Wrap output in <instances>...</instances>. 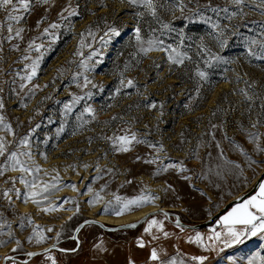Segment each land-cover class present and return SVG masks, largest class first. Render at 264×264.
Wrapping results in <instances>:
<instances>
[{"label": "rangeland", "instance_id": "obj_1", "mask_svg": "<svg viewBox=\"0 0 264 264\" xmlns=\"http://www.w3.org/2000/svg\"><path fill=\"white\" fill-rule=\"evenodd\" d=\"M160 4L159 20L129 0H48L30 12L0 7V25L9 14L22 16L12 22L11 34L0 27V116L11 126H0V137L10 151L30 153L20 159L32 169L7 168L0 175V241H6L0 264L6 255L70 237L86 218L131 215L160 200L159 206L187 212L183 216L192 223L205 220L264 170V0ZM73 10L77 14L70 15ZM232 12L237 14L228 19ZM17 28L24 29L22 39L15 37ZM156 38L163 44L141 51ZM166 47L191 59L178 65ZM211 55L222 59L205 63ZM249 133L260 135L254 142ZM131 134L141 142L119 150L124 145L116 138ZM168 165L174 166L165 170ZM141 196L145 202L124 210ZM251 196L210 225L214 252L203 264H249L253 258V264H264V235L224 244L229 226L222 217ZM18 201L37 207L36 213L21 210ZM164 218L149 215L134 230L114 232L87 224L79 233L80 258L50 250L27 264H129L125 243L110 237L130 238L151 220L161 226Z\"/></svg>", "mask_w": 264, "mask_h": 264}, {"label": "snow or ice", "instance_id": "obj_2", "mask_svg": "<svg viewBox=\"0 0 264 264\" xmlns=\"http://www.w3.org/2000/svg\"><path fill=\"white\" fill-rule=\"evenodd\" d=\"M37 2H43L48 3V0H16V3H14V0H0V7L2 6H11L13 11H19L21 8L25 12H30L31 8L34 6ZM129 2L134 6H140L143 7L147 14L156 18L159 20L158 17V8L162 7L163 5L160 4V0H129ZM246 2V0H231V4L240 6L243 5ZM215 11V9H213ZM67 11V9H65ZM222 11L227 12L228 9L224 8ZM70 15L77 14L75 10L71 11L69 13ZM237 13L232 12L228 19H231L233 16H235ZM138 16L143 17L145 15V12H139L137 13ZM22 19V16L20 15H11L7 17V20L4 24L0 25V27H6L7 31L11 34L13 32V26L12 22H18ZM52 28L58 27V25L53 24L51 25ZM164 28H168V24H163ZM213 28L218 27V25L213 24ZM24 31L23 28H17L15 29V37H19L22 39L21 33ZM46 33L48 32V29L44 30ZM136 39L140 41V28H136ZM14 37L12 35H9L7 39H13ZM253 44H256L257 41H252ZM148 47H141V51L147 54L148 52L152 51L154 47H159L163 44V41L159 38L156 39H149L147 41ZM220 46L223 47L224 43L223 41L220 42ZM261 48H264V44L261 45ZM168 54V59L176 64H183L185 59H191L187 56L186 53L179 52L176 48H170L166 47L163 49ZM206 51H209L208 49H205ZM260 58L264 59V55H262ZM222 57L211 55L210 59L205 61V63H211V60H220ZM33 75H35V69H33ZM196 75L199 76L201 79L206 78V73L204 71H200L197 69ZM31 77H29L30 79ZM128 84L131 85L132 81H128ZM240 92L244 95L245 99L249 102L252 101V97L248 94V91L246 89H240ZM3 107V104L0 103V108ZM261 107H264V104L261 105ZM90 111V109H89ZM0 126H3L4 128L11 130V126L5 122V118L3 116H0ZM215 127V126H213ZM253 127H256V124H253ZM259 133H249V138L252 139L254 142L259 137ZM118 142H121L122 146L119 150L121 151H128L129 148L126 145H130L132 141H136L137 143H140L141 141L137 140L135 134H131V136H120L116 138ZM21 144H27V140H22L20 142ZM259 147V145H257ZM261 151H264V149H260ZM20 155L29 156L30 153L24 152L18 155L17 151L15 150H9L7 147V142L3 137H0V157L4 158V163L2 166H0V175H3L4 170L7 168L16 169L17 167L20 168L22 172H28L32 171V169L29 168L27 161H22L20 159ZM174 165H168L165 167V170H167V167H173ZM183 170V169H181ZM35 171H39V168H36ZM27 183V181H24ZM30 187L34 188L35 184H31ZM259 190L256 195L251 196L249 199L245 200L242 204H238L236 207L232 208L230 212L224 217H222V221L225 225H228V239L224 241V244L226 246H231L232 244H238L242 243L244 239H246L249 235L255 237L257 235H264V183H260L258 186ZM47 187H45L42 191L47 192ZM35 195H39L40 193H34ZM7 195V193H5ZM46 198V197H45ZM27 197H25V200ZM117 200H120L119 197L116 198ZM142 202H145V197H137L132 200L127 201L124 204V210H129L131 205L134 204H140ZM116 214H121V212H117ZM91 223V221H89ZM157 224V221L151 220L148 222V228L145 229V231H150L152 226ZM234 225H240L241 227L237 230L234 228ZM129 227H135V225H129ZM165 236L168 235V233H164ZM43 238V237H41ZM215 238L220 239V233H215ZM209 239H212V237H209ZM195 242L201 243L202 237L199 233L196 234ZM6 243V241H0V244ZM141 247H143V243L140 244ZM15 251V249L13 250ZM29 256L37 255L36 253H28ZM150 258L152 260H160V257L155 249L151 251ZM7 259H11V257H7ZM193 260H198L203 264V261L207 259V257L204 256H194L192 257ZM255 258H253L254 260ZM253 260L249 261V264H253ZM261 260L264 261V257H261ZM168 264H176L175 258L171 259ZM180 264H183V261L180 262Z\"/></svg>", "mask_w": 264, "mask_h": 264}, {"label": "crops", "instance_id": "obj_3", "mask_svg": "<svg viewBox=\"0 0 264 264\" xmlns=\"http://www.w3.org/2000/svg\"><path fill=\"white\" fill-rule=\"evenodd\" d=\"M161 221V226L155 224L150 231H145L148 228L146 226L147 223H145L141 230L127 239L109 237L117 243H125L129 253L127 262L129 264H153V262L155 264H168L173 258H175L176 264H180L181 261H183V264H196L197 260H193L192 257L199 255L206 257L207 254H213V243L209 242L208 237L209 233L213 231L210 226L203 229L187 230L167 217ZM165 232L168 233L167 236L164 235ZM197 233L204 239V243L201 246L195 242ZM100 237L98 236L97 238ZM141 243H143V247L140 246ZM92 244L86 248V253L83 255L84 262L89 256ZM153 249L157 251L160 260L154 261L150 258Z\"/></svg>", "mask_w": 264, "mask_h": 264}, {"label": "water", "instance_id": "obj_4", "mask_svg": "<svg viewBox=\"0 0 264 264\" xmlns=\"http://www.w3.org/2000/svg\"><path fill=\"white\" fill-rule=\"evenodd\" d=\"M263 178H264V170H262L260 172V174L258 175L255 182L252 184V186L250 188L245 189L243 192H241L238 195H235L234 197L229 199L218 211H216L211 216H209L207 219L202 220V221H198V222H194V223H187L181 218V216L178 213L173 212L172 210H168L164 206H158V207L152 208L150 210H147L139 218H137L136 220H134L133 222H130V223L112 224L109 222H105V221L99 219L98 217L86 218V219L82 220L76 226L74 233H73V238L76 239V241L79 245V243H80V240L78 237L79 231L81 230V228H83L87 224H96V225L100 226L104 231H107V232H114V231L125 230V229L133 230V229H136L141 223H143L148 218V216L150 214H153L156 212H162L170 219H172V217H175V222L177 224L183 225L187 228L203 229V228L210 226L213 222H215L223 213H225L229 209L230 206H232L238 202H241L244 199L251 196L252 194H254L257 191L258 186L262 182ZM89 221H91V223H89ZM129 225H135V227H129ZM54 249H59V247L57 246L56 243L55 244H51V243L47 244L42 248H36L34 250L28 251L26 253L27 255H28V253H36L37 255H34V256L28 255L27 258H25V259H20L18 257L17 253L9 254V255L4 256L1 264H6L10 260H20L22 262H28L31 259H33L35 256H38L40 254H43L47 251L54 250ZM7 257H11V259H7Z\"/></svg>", "mask_w": 264, "mask_h": 264}, {"label": "flooded vegetation", "instance_id": "obj_5", "mask_svg": "<svg viewBox=\"0 0 264 264\" xmlns=\"http://www.w3.org/2000/svg\"><path fill=\"white\" fill-rule=\"evenodd\" d=\"M168 210H172L173 212H176V213H178L180 216H181V218L185 221V222H187V223H192L193 222V219H190L189 217L188 218H186V217H184L183 216V213L184 214H186L187 215V212H182V211H180V209H178V208H172V207H168L167 208ZM156 213H160V214H162V215H164V216H166L164 213H162V212H156ZM156 213H153V214H156ZM151 215V214H150ZM167 217V216H166ZM168 218V217H167ZM170 219V218H169ZM172 221H175V217H172V219H171ZM180 225V224H179ZM181 226H183V225H181ZM184 228H186L187 230H189L190 228H187V227H185V226H183ZM74 233V232H73ZM79 233H80V231H79ZM78 237H79V235H78ZM80 240V239H79ZM57 244V246L59 247V249H54V250H57L58 252H62V253H64V254H69V255H71L72 257H81V255L80 254H82L81 253V247H80V245H81V240H80V243H79V245H78V243H77V241H76V239H74L73 238V234L70 236V237H68V238H65L64 240H61V241H59V242H57L56 243ZM214 247V246H213ZM18 254V257L20 258V259H25V258H27V254H21V253H17ZM82 257H83V255H82ZM32 260V259H31ZM30 260V261H31ZM82 260V259H81ZM10 261H15V262H18V263H20V264H27V263H29L30 261H28V262H22V261H20V260H10ZM7 264V263H6ZM60 264H67L66 262H61Z\"/></svg>", "mask_w": 264, "mask_h": 264}, {"label": "bare ground", "instance_id": "obj_6", "mask_svg": "<svg viewBox=\"0 0 264 264\" xmlns=\"http://www.w3.org/2000/svg\"><path fill=\"white\" fill-rule=\"evenodd\" d=\"M161 200L158 201L157 203L152 204L151 206H149V208H144L141 209L140 211H137L136 213H133L131 215H126V216H121V217H111L108 215H98V218L105 221V222H109L112 224H123V223H129L128 221H134L133 219H137L139 218L144 212H146L147 210H150L152 208L158 207L159 205H161ZM18 206L21 208V210L27 211L29 209H32L35 213L37 211V207H34L31 203H29L28 205H23L21 204V202L18 201ZM30 251V250H29Z\"/></svg>", "mask_w": 264, "mask_h": 264}]
</instances>
